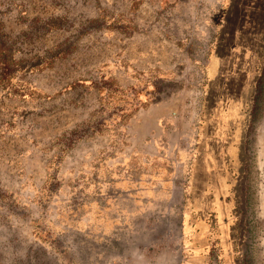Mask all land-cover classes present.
<instances>
[{
  "label": "rangeland",
  "instance_id": "374dc122",
  "mask_svg": "<svg viewBox=\"0 0 264 264\" xmlns=\"http://www.w3.org/2000/svg\"><path fill=\"white\" fill-rule=\"evenodd\" d=\"M250 5L0 0V264H264V24L236 22ZM236 37L243 74L227 72ZM223 127L240 143L224 172L197 156Z\"/></svg>",
  "mask_w": 264,
  "mask_h": 264
},
{
  "label": "trees",
  "instance_id": "16d2710c",
  "mask_svg": "<svg viewBox=\"0 0 264 264\" xmlns=\"http://www.w3.org/2000/svg\"><path fill=\"white\" fill-rule=\"evenodd\" d=\"M249 2L251 3L250 8L247 6L246 8H248V10L245 11V13H243V16L241 18H239L237 20L235 19V20H236V22L243 23L244 28L248 27L249 24H252V25L257 26V27H261V25L264 24V0H249ZM243 41L241 39H239V43H238V37H236L234 42L230 45V48L232 50V55L235 57V59H237V61H236V64L232 65L230 70L229 69L227 70V72H231L232 70L233 71H235V70L239 71L242 74L246 72V68H244L245 63L239 62V61H242L241 56H239V55L241 54L240 50L243 49V45L245 43ZM220 43H221L220 48L225 49V47H227V43L225 41H222ZM245 48H247V47H245ZM222 65L224 66L222 58L220 55H217L214 58L213 57L210 58V62H209L207 71H208L209 75L212 76L213 79H215L216 77L217 78L223 77V79L225 81V79L227 77H229V75L224 74L225 72L224 73L221 72V66ZM231 84H233V83H231ZM232 87H233V85L231 86V89H232ZM233 95H236V94H233ZM226 99L227 98H225L224 94H222V96H219V98L217 99V103L220 102V104L222 103L224 105L225 104L224 101ZM235 101L236 100H234V102ZM227 104L228 103H226L223 110L230 111L232 108L228 107ZM235 109L236 108L234 107V110ZM239 111H234V112L239 113ZM249 111H251L250 105H249ZM220 113L223 114L222 111H220ZM201 114H202V117L200 118V121L198 123V129H199L200 133H202V131L205 130L208 126L207 125L208 124V118L205 116L203 110H202ZM218 124L219 123H217L216 125H218ZM222 125L224 126V124H222ZM215 128L217 129V126ZM222 129L223 130H222L221 136L218 135L217 133H216L217 136L215 135L216 137L213 134H211V136L214 137L213 138L214 140L209 139L208 135H206V133H205L204 137H202V135H200V137H202V138L200 139V142L198 145V147H199L198 152L199 153L197 156L200 159L205 160V162H213V160L219 162L221 167H222L221 171L224 172L225 168L227 166L231 165L233 160H235V156L239 155L240 143H239V141L237 142V134L235 132L227 134L226 132H224L225 127H223ZM205 172H207V171H205ZM194 188L198 189V190H204V193H206L205 191L208 190V185L207 186L196 185ZM194 257H193L194 260L199 261L198 256L197 257L194 256Z\"/></svg>",
  "mask_w": 264,
  "mask_h": 264
}]
</instances>
